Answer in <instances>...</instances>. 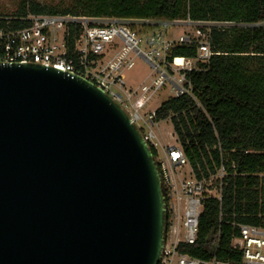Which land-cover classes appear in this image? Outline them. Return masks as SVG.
<instances>
[{
  "label": "water",
  "instance_id": "obj_1",
  "mask_svg": "<svg viewBox=\"0 0 264 264\" xmlns=\"http://www.w3.org/2000/svg\"><path fill=\"white\" fill-rule=\"evenodd\" d=\"M165 204L151 148L100 87L0 63V264H158Z\"/></svg>",
  "mask_w": 264,
  "mask_h": 264
},
{
  "label": "built area",
  "instance_id": "obj_2",
  "mask_svg": "<svg viewBox=\"0 0 264 264\" xmlns=\"http://www.w3.org/2000/svg\"><path fill=\"white\" fill-rule=\"evenodd\" d=\"M17 19L28 24L15 27L12 22ZM223 24L189 18L126 19L71 13L0 16V63L34 62L86 78L123 108L151 148L161 176L167 216L165 245L158 264H234L216 255L198 258L179 248L182 243L197 241L206 201H220L222 223L223 188L227 177L235 173V162H229L220 148L219 164L198 176L176 133L178 144L166 141L161 129L163 120L156 119L157 108H149L162 91L167 92L166 99L182 95L196 99L191 75L205 69L211 57L219 54L212 49L211 33ZM178 46L196 47V53L175 56L173 51ZM138 58L149 66L150 73L131 86L125 73L134 68ZM259 177L264 197V174ZM258 218V224L230 222L236 229L231 247L242 254V264H264V210ZM219 240L218 230L215 251Z\"/></svg>",
  "mask_w": 264,
  "mask_h": 264
},
{
  "label": "trees",
  "instance_id": "obj_3",
  "mask_svg": "<svg viewBox=\"0 0 264 264\" xmlns=\"http://www.w3.org/2000/svg\"><path fill=\"white\" fill-rule=\"evenodd\" d=\"M38 13H71L89 17L126 19H191L224 23L213 28L215 54L205 69L192 73L195 98L170 97L156 110V119L170 118L174 132L196 174H207L225 158L235 162L220 201L204 204L198 239L179 250L198 258L242 264L231 247L236 232L231 221L258 224L264 210L259 175L264 174V0H75L69 9H55L30 0L16 17ZM21 27L28 21L14 20ZM196 47L178 46L175 56H193ZM220 231L216 251L215 234Z\"/></svg>",
  "mask_w": 264,
  "mask_h": 264
},
{
  "label": "rangeland",
  "instance_id": "obj_4",
  "mask_svg": "<svg viewBox=\"0 0 264 264\" xmlns=\"http://www.w3.org/2000/svg\"><path fill=\"white\" fill-rule=\"evenodd\" d=\"M30 0H0V16L1 17H10L19 13V11L28 5ZM41 5L48 7H53L55 9H69L72 8L75 4V0H34ZM177 30V28L175 29ZM143 49H147L143 47ZM150 73L149 66L144 62V60L138 58L135 61V66L131 70L125 73L126 80L129 85L136 86L138 85L146 76ZM167 92L162 91L150 105V109L158 108L163 101L167 98ZM162 135L166 141L172 144H178L176 136L174 135L173 124L170 119H164L161 122ZM170 133L172 135L170 136ZM173 136V137H172ZM189 170V167L185 171Z\"/></svg>",
  "mask_w": 264,
  "mask_h": 264
}]
</instances>
